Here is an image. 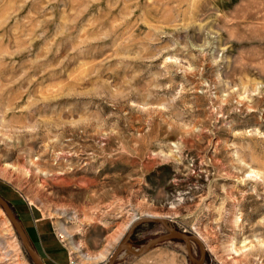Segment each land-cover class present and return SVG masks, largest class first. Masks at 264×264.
<instances>
[{
	"label": "rangeland",
	"instance_id": "374dc122",
	"mask_svg": "<svg viewBox=\"0 0 264 264\" xmlns=\"http://www.w3.org/2000/svg\"><path fill=\"white\" fill-rule=\"evenodd\" d=\"M0 193L47 264L108 261L142 216L264 264V0H0ZM0 264H34L1 205ZM114 264L195 261L166 238Z\"/></svg>",
	"mask_w": 264,
	"mask_h": 264
},
{
	"label": "water",
	"instance_id": "95a60500",
	"mask_svg": "<svg viewBox=\"0 0 264 264\" xmlns=\"http://www.w3.org/2000/svg\"><path fill=\"white\" fill-rule=\"evenodd\" d=\"M0 204L3 206L4 210L7 212L11 222H13L14 226H16L18 234L20 236L21 241H23L24 247L27 251V253L31 256V258L34 260L36 264H47L43 257L40 255V253L36 250V248L33 246L32 242L29 239L28 233L26 232L25 227L22 225L20 220L17 218L15 211H13L12 207L10 206L8 200L0 194ZM149 220H158L163 222L165 224L166 228L168 229L167 232H164L163 234H158L155 236L149 237V239L141 245V248L135 249V247H132L130 243V235L139 221H149ZM167 237H174V238H183L185 240L186 249L189 253V256L191 259L195 261V264H203L204 259L206 256V248L202 241V239L197 236L196 234H190L188 232H185L183 230L177 229L175 226L170 225L169 222H167L166 218H158V217H152V216H142L140 219L134 221V224L129 228L128 232L125 234L123 239L119 242L118 247L113 251L111 258L108 261V264H113L115 259L119 256V252L125 247L129 253H132L133 255H141L144 252L148 251L150 246L153 245L155 242L159 240H163ZM192 240H196L198 244L200 245V251L201 255L200 257H194L193 253L191 252L190 243Z\"/></svg>",
	"mask_w": 264,
	"mask_h": 264
},
{
	"label": "bare ground",
	"instance_id": "6f19581e",
	"mask_svg": "<svg viewBox=\"0 0 264 264\" xmlns=\"http://www.w3.org/2000/svg\"><path fill=\"white\" fill-rule=\"evenodd\" d=\"M30 162L33 164V166H34V168H32L30 171L29 170H25L23 167H19V168H21V170H20V172H23V174H25V175H27V176H29L30 174H31V177H32V175L34 176V177H39L41 180L42 179H44V176H48V171L45 169L46 167L44 166V162L42 161V159H38L37 161L36 160H30ZM30 162H28L29 164H30ZM19 170V169H18ZM259 171V170H258ZM259 172H257L256 170H254V169H252V168H249V171H248V174L246 175V178H250V179H259ZM1 194V193H0ZM2 195V194H1ZM180 199H182V198H180ZM10 204V203H9ZM1 205V204H0ZM2 206V205H1ZM11 206V205H10ZM3 207V206H2ZM12 209H13V207H12ZM13 211H14V209H13ZM16 214V213H15ZM8 215V214H7ZM17 216V215H16ZM9 217V216H8ZM149 217V216H148ZM18 218V217H17ZM10 219V218H9ZM136 220H138V218H136ZM136 220H134V221H136ZM11 221V220H10ZM134 221L132 222V223H134ZM149 221H158V220H149ZM149 221H146V222H149ZM241 221H242V219H241V217L240 216H236V218H235V223H236V225H239L240 223H241ZM140 222H143V221H139V222H137V224L135 225V227L138 225V223H140ZM158 222H161V221H158ZM167 222H169V221H167ZM13 223V222H12ZM22 223V222H21ZM132 223L129 225V227L132 225ZM162 224H163V222H161ZM14 225V224H13ZM22 225H23V223H22ZM164 225V227L166 228V226H165V224H163ZM24 226V225H23ZM16 227V226H15ZM135 227H134V229H135ZM133 229V230H134ZM16 230H17V228H16ZM166 230H168L167 228H166ZM18 232V231H17ZM133 232V231H132ZM191 234V233H190ZM131 236H132V233H131V235H130V239H131ZM167 238H173V239H177V240H182V241H185L183 238H174V237H167ZM129 239V240H130ZM166 239V238H165ZM165 239H163V240H165ZM159 241H162V240H159ZM196 241V240H195ZM194 240H192L191 242H195ZM255 241V240H254ZM253 241V242H254ZM23 242V241H22ZM158 242V241H157ZM157 242H155V243H157ZM197 242V241H196ZM247 241L245 240V241H243L239 246H237L236 245V242H235V240H232V242H231V244H230V246H228V247H230L229 248V251H231V253H233V254H235L236 256H241L242 254L243 255H245V260L248 258V255L249 254H254V253H251L250 251H249V249L250 248H255L256 247V245H251V243H250V248H247L246 246H245V243H246ZM257 242V241H256ZM198 243V242H197ZM24 245V244H23ZM259 245V248H261V247H263V244L262 243H260V244H258ZM200 246V245H199ZM118 247V246H117ZM116 247V248H117ZM25 248V247H24ZM115 248V249H116ZM125 248V247H124ZM123 248V249H124ZM206 248V247H205ZM123 249L119 252V256L115 259V261L121 256V254H122V252H123ZM126 249V248H125ZM150 249V248H149ZM26 250V249H25ZM27 252V251H26ZM147 252V251H146ZM145 253V252H144ZM143 253V254H144ZM29 255V254H28ZM142 255V254H141ZM206 255H207V252H206ZM30 256V255H29ZM111 256H112V254H111ZM111 256H110V258H111ZM31 257V256H30ZM190 257V256H189ZM109 258V259H110ZM205 258H206V256H205ZM33 260V259H32ZM109 261V260H108ZM108 261H102V262H99V263H97V264H108ZM115 261H114V263H115ZM204 261H205V259H204ZM33 263L34 264H36L35 262H34V260H33ZM113 263V264H114ZM204 264V263H203Z\"/></svg>",
	"mask_w": 264,
	"mask_h": 264
},
{
	"label": "crops",
	"instance_id": "0c3cea01",
	"mask_svg": "<svg viewBox=\"0 0 264 264\" xmlns=\"http://www.w3.org/2000/svg\"><path fill=\"white\" fill-rule=\"evenodd\" d=\"M49 228H51V225H49L48 221L42 222V230L43 232L47 231Z\"/></svg>",
	"mask_w": 264,
	"mask_h": 264
},
{
	"label": "trees",
	"instance_id": "16d2710c",
	"mask_svg": "<svg viewBox=\"0 0 264 264\" xmlns=\"http://www.w3.org/2000/svg\"><path fill=\"white\" fill-rule=\"evenodd\" d=\"M4 183V185L5 186H7L9 189H11L12 187L8 184V183H6V182H3ZM12 190H14V189H12ZM14 192V191H13ZM7 199V198H6ZM8 200V199H7ZM9 201V200H8ZM10 202V201H9ZM11 205H12V203H10ZM12 207H13V205H12ZM13 209H14V207H13ZM14 211H15V209H14ZM16 215H17V217H19L20 218V216H19V213L16 211ZM18 218V219H19ZM150 222H155V221H150ZM25 224V223H24ZM133 240H135V238L133 239Z\"/></svg>",
	"mask_w": 264,
	"mask_h": 264
},
{
	"label": "flooded vegetation",
	"instance_id": "af4514ba",
	"mask_svg": "<svg viewBox=\"0 0 264 264\" xmlns=\"http://www.w3.org/2000/svg\"><path fill=\"white\" fill-rule=\"evenodd\" d=\"M40 255L43 256V257H46L44 254L42 255V254L40 253Z\"/></svg>",
	"mask_w": 264,
	"mask_h": 264
}]
</instances>
